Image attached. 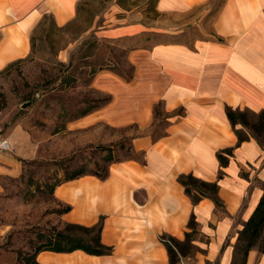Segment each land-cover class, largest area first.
<instances>
[{
    "label": "crops",
    "instance_id": "crops-1",
    "mask_svg": "<svg viewBox=\"0 0 264 264\" xmlns=\"http://www.w3.org/2000/svg\"><path fill=\"white\" fill-rule=\"evenodd\" d=\"M81 1L0 0V71L30 54L31 35L45 16L61 27L76 16ZM214 1L157 0L158 28L147 27L139 12L129 10V22L105 31L116 39L145 41L130 54L137 74L128 81L110 68L97 71L116 78L113 99L80 118L114 128L137 126L135 133L127 132L128 156L107 162L104 178L84 172L59 182L51 193H35L34 199L39 194L48 199L33 205L40 215L68 208L41 215L40 224L59 229L101 220V241L112 252L42 251L39 263L170 264L160 237L183 241L191 215L197 223L190 240L195 251L180 256L179 264L232 263L238 232L263 194L264 142L253 136L239 142L225 108L264 109V0H219L216 7ZM158 34L178 39L154 41ZM2 138L10 150H0V264H17L16 251L30 250L14 242L26 228L30 204L22 186L28 163L41 154L22 127ZM229 148L232 155L221 166L217 153ZM184 174L216 182L221 205L206 196L193 203L178 181ZM5 238L11 239L6 249ZM245 264H264V249L251 248Z\"/></svg>",
    "mask_w": 264,
    "mask_h": 264
},
{
    "label": "rangeland",
    "instance_id": "rangeland-1",
    "mask_svg": "<svg viewBox=\"0 0 264 264\" xmlns=\"http://www.w3.org/2000/svg\"><path fill=\"white\" fill-rule=\"evenodd\" d=\"M156 1H84L78 16L61 29L46 18L32 34L30 54L0 71V136L5 137L16 126L22 127L33 139L35 151L41 154L28 163V178L22 186L24 201L30 204L25 211L26 228L14 239L19 249L30 239L37 242V234L48 235L53 225L40 224V220L43 215L58 210L48 208L41 216L33 204L48 197L39 194L34 199L35 193H48V184L77 170L102 174L109 157L128 156L130 136L127 132L135 133L137 126L114 128L101 125V120L87 123V119L80 117L113 99L110 90L116 78H103L102 72L92 75L91 71L107 66L128 81L137 74L130 54L145 41L140 36L116 39L107 36L105 31L125 22L129 10L139 12L140 22H147V27L158 28ZM212 5L218 6L219 0ZM176 39V34L154 36L157 42ZM162 124L156 125L155 133H159ZM1 210L0 204V213ZM7 239L2 244L4 249L11 244V239L8 242ZM170 243L184 256L195 251L191 244L183 241Z\"/></svg>",
    "mask_w": 264,
    "mask_h": 264
},
{
    "label": "trees",
    "instance_id": "trees-1",
    "mask_svg": "<svg viewBox=\"0 0 264 264\" xmlns=\"http://www.w3.org/2000/svg\"><path fill=\"white\" fill-rule=\"evenodd\" d=\"M84 1L79 3L77 7L76 17L81 11L80 5ZM118 4V3H117ZM120 6V5H119ZM49 18L51 24L57 26L51 16H45L41 22L37 25L35 30L42 26L45 19ZM34 30V31H35ZM33 31V33H34ZM32 33V34H33ZM32 45V35L30 39ZM108 68L107 66H99L97 70L91 71V74H95L97 71ZM117 74L123 76L118 71L111 69ZM124 77V76H123ZM125 78V77H124ZM90 111V110H88ZM86 111V112H88ZM227 119L229 120L235 134L238 137L239 142L247 140L250 136L256 138L259 142H264V109L258 113L251 112L249 110H234L230 107L225 108ZM237 125L242 128L237 129ZM245 129L249 130L246 132ZM105 148V147H103ZM232 155V149H224L217 153L220 165L225 166L228 163L229 157ZM112 160L109 157L108 162ZM84 170H77L69 176L60 178L54 184H48L49 193L52 192L53 187L63 180L73 179L83 174ZM99 178H104L107 175V171L102 174L93 173ZM178 181L183 185L186 194L191 198L193 203H197L202 197L211 198L218 206L220 201L218 198V185L216 182H206L194 177L191 174H184L178 177ZM68 208L59 209L57 212L66 211ZM188 228L189 232L185 233V239L183 240L186 244H191V237L196 233L197 223L194 215H191ZM101 229L102 221L93 226H82L79 224L66 223L62 230L52 226L48 235L37 234V242L32 239L28 240V246L30 250L23 251L17 250V264H41L36 260L38 253L42 251L52 252H72L74 250H82L87 254L91 255H108L112 252V247L107 246L101 241ZM81 232L83 235H78L75 232ZM161 241L166 247L169 255L170 264H176L180 256H184V253L178 249V247L172 246L170 242H182L174 237L161 235ZM258 246L261 250L264 249V189L255 209L253 210L250 217L245 221L242 228L238 232L237 241L233 249V259L231 264H245L246 257L251 248Z\"/></svg>",
    "mask_w": 264,
    "mask_h": 264
},
{
    "label": "built area",
    "instance_id": "built-area-1",
    "mask_svg": "<svg viewBox=\"0 0 264 264\" xmlns=\"http://www.w3.org/2000/svg\"><path fill=\"white\" fill-rule=\"evenodd\" d=\"M0 150L2 151L10 150V143L6 138L0 137Z\"/></svg>",
    "mask_w": 264,
    "mask_h": 264
}]
</instances>
